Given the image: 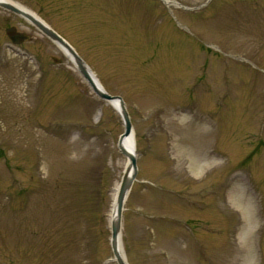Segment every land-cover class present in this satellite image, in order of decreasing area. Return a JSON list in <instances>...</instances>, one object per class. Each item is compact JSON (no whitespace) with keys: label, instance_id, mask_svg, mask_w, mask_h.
<instances>
[{"label":"rangeland","instance_id":"rangeland-1","mask_svg":"<svg viewBox=\"0 0 264 264\" xmlns=\"http://www.w3.org/2000/svg\"><path fill=\"white\" fill-rule=\"evenodd\" d=\"M11 1L125 102L128 264H264V0ZM11 24L35 41L0 49V264H116L121 116L1 8L0 44Z\"/></svg>","mask_w":264,"mask_h":264},{"label":"water","instance_id":"water-1","mask_svg":"<svg viewBox=\"0 0 264 264\" xmlns=\"http://www.w3.org/2000/svg\"><path fill=\"white\" fill-rule=\"evenodd\" d=\"M161 1L167 4L164 0ZM0 8L24 18L37 30H39L42 35H44L49 40H51L56 45H58L67 55V57L71 60L76 70L79 72L81 77L86 81L90 89L98 98L106 102L118 103V107H119L118 113L121 116V119L124 124V132L120 135L118 139L117 148L119 152L128 160V164L124 171L122 180L119 184L114 201L113 213L110 220V233H111L110 247L113 256V259L111 261L115 262L116 264H127L124 256L120 251V242H121V233H122V214L124 211V205L127 200V197L136 179L138 168H137L136 155L133 152L128 151L124 146V139L129 137L133 132L132 123L130 121V116L128 114V111L126 109L125 102L122 99V97L112 96L109 93H107L102 86L98 85L94 81L92 77V71L90 70L86 62L78 55V53L74 50V48L65 39H63L46 23L34 17L29 12H26L21 8L8 2L0 1ZM11 39L16 44H19L21 42L20 39H15L14 37H11ZM54 61L57 62L55 58Z\"/></svg>","mask_w":264,"mask_h":264},{"label":"flooded vegetation","instance_id":"flooded-vegetation-1","mask_svg":"<svg viewBox=\"0 0 264 264\" xmlns=\"http://www.w3.org/2000/svg\"><path fill=\"white\" fill-rule=\"evenodd\" d=\"M11 14V13H10ZM15 15V14H12ZM17 16V15H15ZM19 17V16H18ZM21 18V17H20ZM23 19V18H22ZM25 22L27 23V27L28 28H33L36 29L35 27H33L30 23H28L26 20ZM4 33H5V40L0 44V49H6V50H11V51H16L19 53H22V51L24 50L25 52V48L24 45L26 42L31 41L34 42L35 39L28 37L23 31L20 30V28L15 25V24H11L7 27H5L4 29ZM21 34V35H20ZM11 37H14L15 39H20V43L16 44L13 42V40L11 39ZM54 62V61H53ZM42 68V66L40 67ZM39 69V68H38ZM40 70V69H39ZM41 78V77H40Z\"/></svg>","mask_w":264,"mask_h":264},{"label":"bare ground","instance_id":"bare-ground-1","mask_svg":"<svg viewBox=\"0 0 264 264\" xmlns=\"http://www.w3.org/2000/svg\"><path fill=\"white\" fill-rule=\"evenodd\" d=\"M0 1L11 3V4H13V5H15V6L21 8L22 10H24V11H26V12H29V13L32 14L34 17L40 19V18H39L35 13H33L32 11H30V10L24 8L23 6H21V5L17 4V3H14V2L11 1V0H0ZM164 1H165L168 5H174V4H175L174 2H172V1H170V0H164ZM92 77H93L94 81H95L98 85L102 86L101 83L99 82V80L97 79V77H96L93 73H92ZM108 103H109V105H110V106H111L116 112H118L119 107H118V103H117V102H108ZM124 146H125V148H126L128 151L133 152L135 155L137 154V144H136V137H135V133H134V131L132 132V134H131L129 137H127V138L124 139ZM120 251H121L122 255H123L124 258H125V255H124V251H123V248H122L121 242H120ZM125 260H126V258H125ZM126 262H127V261H126ZM127 264H128V262H127Z\"/></svg>","mask_w":264,"mask_h":264},{"label":"trees","instance_id":"trees-1","mask_svg":"<svg viewBox=\"0 0 264 264\" xmlns=\"http://www.w3.org/2000/svg\"><path fill=\"white\" fill-rule=\"evenodd\" d=\"M87 246H88V244H87ZM89 251H87V253H88Z\"/></svg>","mask_w":264,"mask_h":264}]
</instances>
